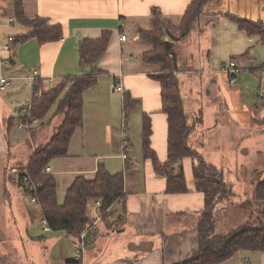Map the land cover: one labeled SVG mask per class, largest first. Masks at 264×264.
<instances>
[{"label":"crops","instance_id":"1","mask_svg":"<svg viewBox=\"0 0 264 264\" xmlns=\"http://www.w3.org/2000/svg\"><path fill=\"white\" fill-rule=\"evenodd\" d=\"M190 1L22 0L27 17H44L61 27L59 39L39 43L31 36L19 41L30 30L15 21L12 6L7 7L5 0H0V48L9 43L8 37L13 38L9 50L0 49V76L9 80L5 88H0V264H67L75 255L74 237L64 230L43 229L39 203L13 181L11 169L20 170L35 148L46 143L44 138L52 136L55 130L45 135L44 127L36 130L37 124L28 128L17 125L23 115L21 110L27 107L33 92L30 75L37 71L38 85L45 90L52 86L48 78L52 77L57 83L65 76L90 73L91 66L78 64L77 45L84 38L98 37L103 29L111 30L112 34L105 53L94 65L101 70L97 83L83 92V124L74 130L68 155L54 158L47 166V172L54 177L60 173L72 174L64 191L75 176L92 177L99 162L110 173L124 172V202H115L108 210L109 213L116 203L120 205L114 220H110V215L106 219L99 218L98 213L92 216L97 229L79 260L81 264H179L191 258L197 248V224L203 209V194L195 189L191 158L182 159L189 191L166 193V180L155 174L151 161L131 151L133 139L127 134V122L124 132L130 148L127 159L122 158V100L120 97L117 105L111 99L116 84L122 85L123 93L129 92L133 98L142 97L143 113L149 116L151 123L150 146L159 160L164 161L167 117L161 111L159 83L148 75L150 71L141 69L135 58V50L142 54L148 47L139 42L138 36L136 40L128 39L124 26L133 25L136 30L149 27L152 8L177 23ZM235 16L264 23V0L207 2L185 38L188 41L195 35L197 52L186 50L185 56L191 62L196 60L204 65L200 72L221 71L229 77L219 64L228 56L231 60L232 54H244L239 70L255 74L261 69L264 74V44L257 35L240 30ZM121 34L126 35L124 40L120 39ZM248 49L249 55L244 53ZM2 57L4 62H1ZM56 124L59 123L53 126ZM20 129L30 132L31 140L24 137L20 140ZM72 159L78 161L74 167L70 163ZM100 221L105 228L99 227ZM103 228L117 231L108 236L113 242L105 243L104 250L99 249L104 237H97L103 233ZM91 252L92 258L88 257ZM219 264H264V251L240 250Z\"/></svg>","mask_w":264,"mask_h":264},{"label":"trees","instance_id":"2","mask_svg":"<svg viewBox=\"0 0 264 264\" xmlns=\"http://www.w3.org/2000/svg\"><path fill=\"white\" fill-rule=\"evenodd\" d=\"M209 0H191L181 13L177 23L163 16L157 8H152L149 27H139L137 36L140 43L149 45L142 52L141 62L153 64L156 68L148 75L159 83L161 111L167 117V157L159 160L150 146L151 123L146 113L142 115L141 142L142 154L151 161L157 176L166 180L165 192L185 193L189 191L181 162L184 157L192 161V176L195 189L203 194V209L197 224V248L189 260L179 264H219L240 250L264 251V178L255 190L256 205L255 221L240 223L239 227L231 228L225 233L216 232V206L232 198L235 193L231 183L227 182L223 171L191 147L188 143L194 131L193 123L189 122L188 113L184 108L180 92V80L176 75L177 58L173 49L174 42L185 39L194 27ZM15 21L29 28L27 37H35L39 43L59 39L62 35L59 24H51L46 18L25 15L22 0H12ZM240 30L249 35H257L264 44V23L233 17ZM111 30L103 29L96 38H84L78 42V64L80 67L91 66L87 74L65 76L61 81L43 90L41 96L32 100L30 116L43 123L54 102H58L57 112L62 119L50 139L37 146L26 164L20 169L32 182V186L24 187L26 195L33 197L40 205L43 219L51 230H64L76 236L86 223L93 222L87 213L88 204L100 202L97 207L98 216L106 219L108 210L115 202H124V172L110 173L102 162L97 164L92 177L77 175L65 189L64 200L57 202L58 186L53 174L46 171L54 158L68 155L69 145L74 130L83 124V92L97 83L101 70L95 68L97 60L105 53ZM16 41V40H14ZM124 124L130 110L137 100L129 92L122 96ZM202 121L201 112L196 121ZM12 119L9 122V127ZM127 157L125 158V160ZM125 163H127L125 161ZM128 164H126V167ZM248 203L246 206L253 205ZM245 206V204H243ZM67 264H81L73 258Z\"/></svg>","mask_w":264,"mask_h":264},{"label":"rangeland","instance_id":"3","mask_svg":"<svg viewBox=\"0 0 264 264\" xmlns=\"http://www.w3.org/2000/svg\"><path fill=\"white\" fill-rule=\"evenodd\" d=\"M5 6L11 7L12 0H5ZM15 24L18 25V23ZM124 31L128 39L136 40L137 30L133 25H125ZM194 36L193 34L188 41L184 39L175 42L173 45L174 52L177 55L178 70L176 73L181 81L180 91L189 122L194 125V131L190 134L188 143L199 151L208 162L223 171L226 181L232 184L235 193L229 200L219 203L215 209V230L216 232L225 233L231 228L239 227L240 223L243 224V222L257 223L254 216L256 205L259 207L260 204L254 205L253 203H255L256 186L264 178V74L261 73V69H257L255 74H251L247 70L240 71L239 67L243 66L244 59L242 57L244 54L231 55L236 71L231 73L229 77L221 71L210 73L206 70L200 72L199 69L204 65L199 64L196 60L191 62L185 56L186 50L197 52L198 48ZM146 46L149 48V45ZM128 47L131 48V46ZM250 49L253 50V48ZM135 52L136 61L141 65V69L153 71L156 68L153 64L141 62L140 50H135ZM244 53L249 55V49ZM228 57L219 65H227ZM212 79L217 80L213 81ZM229 79H231V83ZM115 91V94L111 95V99L116 101L118 105L120 97L122 100L123 91L116 89ZM135 99L137 105L130 110L126 119L127 134L133 139L131 151L134 150L138 156H141L140 127L143 101L141 96H137ZM122 101L120 111L122 115L121 123L123 122L124 126ZM57 109L58 102H54L46 116L43 117V123L38 122L36 130L44 127L43 132H45V135L52 133L53 129L56 131L58 124L53 125L60 123L62 119ZM200 112L202 121L194 122ZM29 133L25 129H20L18 137L20 140L23 137L31 140ZM39 135L41 136L42 133H39ZM50 136L44 138V142L48 141ZM74 160L70 161L72 167L78 164V161ZM57 167L59 168V166ZM55 176L59 184L57 202L61 203L64 200V188L70 181L72 174L66 173L63 175L60 173L55 174ZM248 203L253 205L246 206ZM119 206L116 203L109 211L110 217H108L110 220L115 219V211ZM87 213L91 217L97 216V207L93 202L88 204ZM102 226L103 223L100 221L99 227L102 228ZM104 228L103 233L97 235L100 238L104 237L99 246V249L102 250H104L105 243L113 242V239H109L108 236L117 234L115 229L106 230ZM71 237H73L72 234ZM88 254H90L88 257L92 258L93 253Z\"/></svg>","mask_w":264,"mask_h":264},{"label":"built area","instance_id":"4","mask_svg":"<svg viewBox=\"0 0 264 264\" xmlns=\"http://www.w3.org/2000/svg\"><path fill=\"white\" fill-rule=\"evenodd\" d=\"M126 38L125 34H121L120 39L124 40ZM12 37H8V41L9 43H5L1 46L0 49L2 50H9L10 49V41H12ZM1 62H4V57L1 58ZM235 63L232 60H229L227 65L222 66L220 69H222L223 71H226L229 76L231 75V73H234V71H236L235 68ZM30 79L32 81V86H33V92L31 94L29 103L27 105V107L23 108V110H21V113L23 114L18 121V126L19 127H24V128H28L33 124H38V120L36 118H33L30 116V109H31V103L32 100L35 98H38L39 96H41L43 89L40 88V86L38 85V75H37V71H33L32 74L30 75ZM48 83L52 85V83H54L53 78H48ZM229 82L231 83V79L229 80ZM9 84V80L3 76H0V88H5L7 85ZM116 90L118 91H122V86L121 84H116V86H114ZM130 148V143L128 138L125 135L124 132V126H123V122H122V128H121V156L123 159L126 158L127 153L129 151ZM47 170V168H46ZM12 175L11 178L13 179V181H15L16 183L20 182L22 184V186L24 187H30L32 186V182L29 180V177L24 174L21 173V171L17 168H12L11 169ZM32 200H35L34 198H32ZM100 202H96V206H99ZM100 218V217H99ZM95 223L96 220L93 222H89L86 223L84 225V227L80 230V232L76 235L73 236L74 237V241H73V246L75 247V255H74V259L75 260H79L81 253L84 250V247L86 246V244L89 242V238L96 232L95 228ZM42 226L44 230L49 229L48 225L46 223L45 220L42 221Z\"/></svg>","mask_w":264,"mask_h":264}]
</instances>
